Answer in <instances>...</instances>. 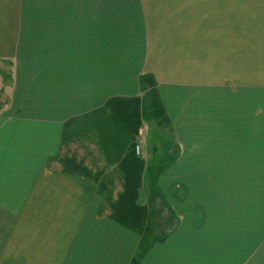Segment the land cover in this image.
Listing matches in <instances>:
<instances>
[{
	"label": "crops",
	"instance_id": "1",
	"mask_svg": "<svg viewBox=\"0 0 264 264\" xmlns=\"http://www.w3.org/2000/svg\"><path fill=\"white\" fill-rule=\"evenodd\" d=\"M146 74L176 133L147 131L138 256L60 157L64 131L94 125L115 196L126 146L106 103L141 97ZM0 264H264V0H0Z\"/></svg>",
	"mask_w": 264,
	"mask_h": 264
},
{
	"label": "trees",
	"instance_id": "2",
	"mask_svg": "<svg viewBox=\"0 0 264 264\" xmlns=\"http://www.w3.org/2000/svg\"><path fill=\"white\" fill-rule=\"evenodd\" d=\"M141 85L144 94L141 97L130 99H109L106 106L117 111L119 127L114 134H108V140L113 143L126 146L117 156V168L121 173L120 189L113 196L107 190V183L98 178V174L92 171L74 154H64L60 157L62 170L72 174L93 177L98 186V193L104 199L107 215L110 219L132 229L140 234L142 240L138 256L142 255L150 246L152 237V221L149 209L139 202V194L142 188V178L145 169V160L135 151V137L142 124V119H159L168 123V118L155 88L152 75L141 77ZM161 122V121H160ZM114 123V122H113ZM68 137L64 131L65 142Z\"/></svg>",
	"mask_w": 264,
	"mask_h": 264
},
{
	"label": "rangeland",
	"instance_id": "3",
	"mask_svg": "<svg viewBox=\"0 0 264 264\" xmlns=\"http://www.w3.org/2000/svg\"><path fill=\"white\" fill-rule=\"evenodd\" d=\"M108 111L111 112L110 115H108L109 117L105 119L106 123L110 126V121L111 122L113 121L114 124L111 123V125L116 128L119 127L120 125H118L117 117L114 115V113H117V111L113 110L112 108L108 109ZM165 112L168 118L167 121L168 123H166V121L164 120H160L161 121L160 122L158 121L159 119H149V120L142 119V124L139 128L137 136L135 137V143L140 145L141 149L139 156H141L142 158H144V154H146L144 151V145L145 142L147 141V131H149V138L152 144L156 145V143H160L162 145H169L170 141H172L171 139L174 140L176 131L175 128L169 125L170 122L172 123V125L174 123L172 119V114L169 111L167 112L166 110ZM70 138L72 139L69 142V145L67 142V145L66 147H64L62 154L74 153L75 155L80 157L83 154H85L84 158H86L87 161L90 163L89 167L91 169L90 168L89 169L92 170V174L97 173L99 175L100 180L107 183L106 185L109 191L110 189L112 191L118 189L119 187L118 173L116 172L115 169L114 170L112 169L111 172L107 171L105 173L100 174L101 173L100 171L104 172V170L100 169L101 167L97 164V160L99 159L98 155L101 154V149L98 145V134L96 131V127L94 125H91V123H87V122L86 125L79 124L76 133H70V135H68L66 140ZM162 152H164L163 147L160 150L161 154ZM153 162H157V160H154ZM106 173L108 175H106ZM109 177L110 179H108ZM152 179L153 178L150 175L146 174V176L142 181V188H144V190L149 191L152 188V181H153Z\"/></svg>",
	"mask_w": 264,
	"mask_h": 264
},
{
	"label": "built area",
	"instance_id": "4",
	"mask_svg": "<svg viewBox=\"0 0 264 264\" xmlns=\"http://www.w3.org/2000/svg\"><path fill=\"white\" fill-rule=\"evenodd\" d=\"M140 145L136 143V146H135V151L136 153L139 155L140 154Z\"/></svg>",
	"mask_w": 264,
	"mask_h": 264
}]
</instances>
